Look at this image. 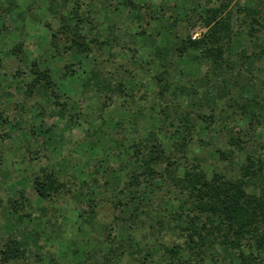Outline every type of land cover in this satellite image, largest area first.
Segmentation results:
<instances>
[{"label":"rangeland","instance_id":"rangeland-1","mask_svg":"<svg viewBox=\"0 0 264 264\" xmlns=\"http://www.w3.org/2000/svg\"><path fill=\"white\" fill-rule=\"evenodd\" d=\"M49 1L0 0V108L4 110V115L8 116V123L0 122V134L3 135H0V198L4 202L15 197V191L21 189L31 202L36 199L31 180L37 166L35 165L34 170L29 167L32 165L27 161L29 158H26V155L31 154L26 150L28 145L31 152L38 153L39 163L55 172L73 193L71 197L66 196L55 201L51 205L54 206L53 210L49 208L48 216L53 214L51 220H57L58 225L53 230V237L39 241L44 263L45 259L58 253L60 248L70 243L69 241L89 253L92 252L98 258L100 251L105 249L101 243L106 236V233L103 234V227L106 225L108 229L110 227V236L116 239L131 234L142 249L152 245L149 249L155 264H169L168 259L165 260L166 256H163L162 246L172 247L174 243H182V238L167 231H163L157 238L149 229V224L127 230L126 224L114 223L117 216H128L132 205L119 207L114 212L103 191L105 186H102V177L108 176L110 181L118 176L123 181L127 180L126 174L130 169L124 165L131 144L144 138L147 130H154L158 138L163 139L176 129L178 122L175 118L179 119L186 113L191 114L192 118L198 114L208 116L211 112L216 117L209 130H204V123H196L198 136L195 139L202 143L195 141L188 144L187 149L193 152L191 155L203 158L202 165L207 177H211L213 171L224 172L228 176L235 175L244 154L240 153L233 165H230L217 158L213 151L215 148H231L225 144L227 127H236V130L247 127V116L241 118L239 110L227 107V104L232 102L231 99L238 96L241 91L239 87L244 84L250 86L240 92L243 98L248 99L252 98L256 87L264 90V57L260 56V48L264 47V0H231L228 8V13H231L229 26L233 33H236L231 58L242 77H239L237 70H213L208 63L198 65L189 59H177L171 90L164 100L160 98L158 87L153 80L163 69L153 66L152 58L156 49L164 46L166 48L168 44L173 43L176 29L182 37L191 33L190 27L199 12H202V7L195 6V0H132L135 4L150 2L152 8L160 13V19L151 20L148 26L134 20L133 12L129 8L120 6L119 10L114 12V6L122 0H110L112 6H108L106 0H83L85 2L81 9L88 7L91 19V23L83 25L85 35L89 39H110L114 43L111 47L103 46L101 50L93 46L87 58L79 57V60L73 63L75 74L66 79L61 77V72L64 64L70 59L66 55L52 56L48 43L50 33L44 25L50 23L52 28L57 27L56 19L49 12ZM68 1L70 5L67 8H70L75 0ZM213 1L219 4L224 0ZM58 2L61 4L64 1ZM245 9L256 11L254 18L263 28L251 22ZM174 19L183 22L173 27ZM252 26L255 31L250 35L247 32ZM143 29L146 34H138ZM200 32L196 29L192 34L193 38ZM19 43L22 44L19 57L9 54L14 45ZM42 58L52 70L57 91L62 98L60 102L66 101L67 110L61 109V103L53 107L47 105L46 100L49 97L43 92H38L29 99L24 95L25 85L32 79L29 73L30 65ZM240 64L242 67H239ZM17 69L23 71L21 76H8L14 74ZM90 69L100 70L106 85L114 86L118 81L125 84L131 98L124 97L121 102L126 99L127 110L118 105H110L94 86L84 85L83 80L87 78ZM3 72L8 75H3ZM182 88L189 90V95L179 90ZM190 90H195L196 94H191ZM172 91L175 96L171 94ZM161 108L169 113L168 119L164 118ZM16 119L22 120L13 125ZM170 122L173 127L169 125ZM93 129L97 132L99 130L96 139L92 134ZM5 133L8 136H5ZM256 133L262 136L263 142L264 122ZM166 145H171L167 139ZM104 170L107 174L103 173ZM93 178L97 179V183ZM90 199L98 201L95 209L97 215L92 225L83 224L84 234H80L77 230L80 222L78 214L87 208L86 204ZM169 205L170 208H167L175 209L178 202L171 200ZM163 206L166 208L164 204ZM37 214L35 212V215ZM16 224L10 210L0 207V232L3 241L9 235L8 225L16 227ZM34 224L26 227L44 230ZM45 229L50 232L48 228ZM181 255L180 260L174 263L188 264L186 253ZM139 256L136 254V257ZM207 261L211 264L209 258ZM33 262L32 259H27L15 264ZM70 262L69 259L67 263ZM220 262L231 264L233 261L221 259ZM122 263L136 264L131 257H124Z\"/></svg>","mask_w":264,"mask_h":264},{"label":"trees","instance_id":"trees-1","mask_svg":"<svg viewBox=\"0 0 264 264\" xmlns=\"http://www.w3.org/2000/svg\"><path fill=\"white\" fill-rule=\"evenodd\" d=\"M62 1L64 2L61 4L58 0L49 1V12L56 19L57 27L52 28L50 23L44 25L50 33L48 43L52 56L66 55L70 59L62 67L61 77L66 79L75 74L72 69L73 63H76L79 57L87 58L93 46L101 50L105 45L111 47L114 41L110 39L100 41L96 37L89 39L85 35L83 25L91 23L89 8L81 9L85 1L75 0L70 8H67L70 1ZM106 2L108 6H112L110 0ZM194 3L197 8L202 7V12H199L193 26L190 27L191 33L182 37L176 29L173 43L168 44L166 48L164 46L156 49L152 58L151 64L163 69L153 77L158 94L163 100L166 94L170 93L177 59H189L198 65L208 63L213 70L238 71L231 58L236 34L229 26L231 13H228V8L231 0H224L219 4L213 0H195ZM120 6L132 10L134 20L147 26L151 20L158 21L161 17L150 2L135 4L132 0H122L114 6L113 11L119 10ZM245 10L251 22L263 28L254 18L256 11ZM180 22L183 20L174 19L173 27ZM196 29L201 32L193 38L192 34ZM253 31L255 28L252 26L247 33L252 35ZM145 32L143 29L138 34L143 35ZM260 51V56L264 57V47L260 48ZM21 52L22 44L19 43L14 45L9 54L19 57ZM240 59H243L242 56ZM45 62L42 58L31 63L29 73L32 79L26 83L24 95L29 99L36 93L43 92L49 97L46 100L47 105L53 107L61 103V109L67 110L66 101L60 102L61 95L57 91L52 70ZM239 67H242V64ZM247 70L250 72L248 68ZM239 72L237 74L242 77ZM22 74L23 71L18 69L10 75L3 72V75L12 78ZM83 83L86 86H94L110 105H118L127 110L126 99L122 102L121 100L124 97L131 98V95L128 94L123 82L118 81L114 86L106 85L103 73L90 69ZM235 83L239 85L238 82ZM248 86L244 84L239 88L242 91ZM179 90L189 95V90L183 88ZM254 91L252 98L249 99L243 98L238 92V96L227 104L228 108L234 107L239 110L241 118L247 116V127L238 130L236 127L233 129L227 127L225 144L231 148L226 150L215 148L213 151L217 158L230 165H233L240 153L244 154L234 176L213 171L211 177H207L202 165L203 158L191 155L193 152L187 149L190 143L195 141L202 143L195 139L198 136L196 123H204V130H209L216 117L211 112L208 116L198 114L192 118L191 114L186 113L179 119L175 118L178 122L176 129L170 136L164 137L165 139L158 138L154 130H147L144 138L131 144L124 165L130 169L126 174L127 180L123 181L119 176L111 181L108 176L102 177V186H105L103 191L110 200L114 212L119 207L132 205L130 214L125 217L117 216L114 223L126 224L127 230L149 224V229L157 238L163 231L182 238V243H174L172 247L162 246L163 256H166L165 260L168 259L169 264L178 262L181 254L185 253L188 264H208V258L211 264H224L220 262L221 259L233 261L231 264H264V141L262 142V136L256 133L264 122V90L256 87ZM173 92L171 94L175 96ZM190 93L195 95L196 91L190 90ZM160 111L165 119L170 117L163 108ZM21 120L16 119L13 125L19 124ZM0 122L8 123V116L4 115L1 108ZM169 125L173 127L171 122ZM98 132L92 130L95 139L99 135ZM5 136L8 134L5 133ZM166 139L170 146L166 145ZM26 148L31 153L30 156L26 155V158H29L27 161L32 165L29 167L34 170L35 165L37 166L31 180L36 199L34 203L31 202L21 189L15 191V197L4 202L0 198V207L8 208L12 219L17 223L16 227L8 225L11 232L8 230L9 235L5 241L2 240L0 232V264H15L27 259H32L34 261L32 264H123L124 257H131L136 264L156 263L149 249L152 245L142 249L131 234L116 239L110 236V227L108 229L106 225L103 227V234L106 233V236L101 243L105 249L100 251L98 258L92 252L89 253L69 241L71 244L50 255L44 263L39 241L53 237V230L58 225L57 220L53 222L51 220L53 214L48 216L49 208L53 210L54 206L51 205L55 201L66 196L71 197L73 193L68 184L60 180L55 172L39 163L36 151L31 152L28 145ZM103 173L107 174V171L104 170ZM93 181L97 183L96 178H93ZM171 200L178 202L175 209H169ZM97 202V199L88 200L87 208L79 212L80 222L77 230L80 234H84L83 224H93L97 215L95 211ZM35 212L38 214L35 215ZM31 224L44 230L26 227ZM45 227L51 233L46 231ZM136 254L140 256L136 257ZM69 259L71 262L67 263Z\"/></svg>","mask_w":264,"mask_h":264}]
</instances>
